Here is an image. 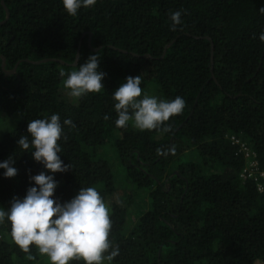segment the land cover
I'll list each match as a JSON object with an SVG mask.
<instances>
[{"label": "trees", "instance_id": "16d2710c", "mask_svg": "<svg viewBox=\"0 0 264 264\" xmlns=\"http://www.w3.org/2000/svg\"><path fill=\"white\" fill-rule=\"evenodd\" d=\"M262 6L264 0H96L70 16L62 0H0V113L18 114L0 134V162L11 156L18 170L7 178L0 169V209L22 199L35 186L29 177L45 171L58 181L53 198L61 203L80 187L104 198L109 238L119 247L111 264H264V179L257 190L252 179L239 178L244 159L227 137L246 141L264 168ZM176 11L181 23L173 28ZM91 54L106 73L104 88L73 98L60 70H78ZM130 75H140L151 95L186 101L166 122L172 131H140L131 121L116 127L112 93ZM54 113L62 125L74 124L63 125L59 141L58 155L71 167L63 173L46 170L17 144L20 136L31 140L29 121ZM103 143L121 167V196L108 160L96 153ZM172 146L174 154H157ZM10 227L0 224V264H34L38 250L33 246L36 259L28 260Z\"/></svg>", "mask_w": 264, "mask_h": 264}, {"label": "clouds", "instance_id": "9594fccd", "mask_svg": "<svg viewBox=\"0 0 264 264\" xmlns=\"http://www.w3.org/2000/svg\"><path fill=\"white\" fill-rule=\"evenodd\" d=\"M64 10L70 16H76L78 10L94 6L96 0H62ZM259 12L264 14V6ZM172 27L181 23V12L171 13ZM259 39L264 42V32ZM60 76L66 77L62 85L68 90V95L81 98L89 93H99L106 73L99 70L97 54L88 56L78 70L65 73L60 70ZM141 76H127L112 93L118 128H126L129 122L140 131L159 130L172 131V126L166 122L171 117L183 112L186 101L181 96L172 100L160 99L154 95L143 94ZM109 117L105 115V119ZM63 125L74 127L70 119ZM63 125L59 114L50 117L34 119L28 122V136H20L17 144L24 151L31 150L36 162L43 164L51 173L68 171L70 164H65L58 153L62 152L59 141L63 136ZM66 139V137H64ZM175 153V146L168 149H157L158 155L167 156ZM10 156L0 162V169H5L3 176L12 178L17 175V168ZM30 181L35 186L27 189L21 199L13 197L7 210L0 209V224L5 220L10 223L12 242L24 253L28 260H35L32 254L34 246L39 255L48 257L50 264H69L72 260H83L85 264H111L119 254L118 245L109 238L112 229L109 208L99 191L93 187H80L77 194L69 201L59 202L54 199L58 186L53 175L41 171L31 175Z\"/></svg>", "mask_w": 264, "mask_h": 264}, {"label": "rangeland", "instance_id": "374dc122", "mask_svg": "<svg viewBox=\"0 0 264 264\" xmlns=\"http://www.w3.org/2000/svg\"><path fill=\"white\" fill-rule=\"evenodd\" d=\"M150 92H151V90L149 88H145L143 90V94L151 95ZM14 113H12L11 115H6L3 113H0V134H2L3 132L12 128L13 124L15 123V121L18 118L17 112H14ZM96 153L98 156H101V157L108 160V162L111 166V170H112L114 177L116 179L115 187L119 191H121L118 194L121 196V194L123 192V188H124V185L121 184L122 170H120L121 167H120L119 163L117 162V160L115 159L112 146L109 143H103L99 147H97ZM187 156H188V153H184L182 155V157H187ZM137 201H138L137 195H133L132 199L130 200V203L128 204V206H129L128 216L131 218L133 215V213H132L133 208H134V206H136V203H138ZM120 202L123 203L122 198H120ZM34 264H50V261H49L48 257L40 255ZM252 264H261V262L259 259H256V260H254V262Z\"/></svg>", "mask_w": 264, "mask_h": 264}, {"label": "built area", "instance_id": "2783aa9c", "mask_svg": "<svg viewBox=\"0 0 264 264\" xmlns=\"http://www.w3.org/2000/svg\"><path fill=\"white\" fill-rule=\"evenodd\" d=\"M231 143L237 146V150L241 152L243 156V164L238 172V176L241 179H252L255 183L257 190H261L262 180L264 179V168H259L257 166V161L255 158V153L252 148L237 135L229 134L227 135Z\"/></svg>", "mask_w": 264, "mask_h": 264}, {"label": "water", "instance_id": "95a60500", "mask_svg": "<svg viewBox=\"0 0 264 264\" xmlns=\"http://www.w3.org/2000/svg\"><path fill=\"white\" fill-rule=\"evenodd\" d=\"M211 62H212V58H211V49H210V64H211ZM2 63H3V61H2Z\"/></svg>", "mask_w": 264, "mask_h": 264}]
</instances>
